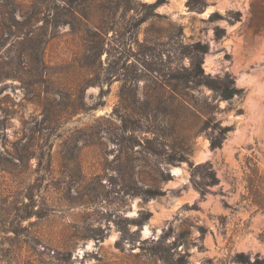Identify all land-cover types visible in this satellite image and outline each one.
I'll list each match as a JSON object with an SVG mask.
<instances>
[{
	"label": "rangeland",
	"instance_id": "374dc122",
	"mask_svg": "<svg viewBox=\"0 0 264 264\" xmlns=\"http://www.w3.org/2000/svg\"><path fill=\"white\" fill-rule=\"evenodd\" d=\"M125 1L110 29L0 17V264L264 259V0ZM200 47L204 72L241 96L172 86ZM169 158L209 164L217 183L200 194ZM27 194L40 218L21 219Z\"/></svg>",
	"mask_w": 264,
	"mask_h": 264
},
{
	"label": "trees",
	"instance_id": "16d2710c",
	"mask_svg": "<svg viewBox=\"0 0 264 264\" xmlns=\"http://www.w3.org/2000/svg\"><path fill=\"white\" fill-rule=\"evenodd\" d=\"M0 1L10 6L9 8H6V6L0 5V7L4 9V11L0 13V17L6 22V20H13L16 14H18L25 20L24 23L20 24L21 27H28L31 21L35 22L37 21V19H40V17H47L50 18V20L46 21H50L52 27H61L66 25L73 26L75 23H78L79 20H85L86 23L90 22V24L93 21V25H97V29H106V27L107 29H110L108 28V25L113 22L114 15L117 12V0H104L106 6H101L99 5V3L97 4L96 0H62V5L57 7H55V5L53 6L54 0H31V2L33 3L32 7L26 5H20L19 7H17L16 0ZM119 1L127 4V1L125 0ZM103 11H107L108 16H111L110 21H104L101 19L100 22H97L98 17H102L100 16V12ZM51 13H53L52 16H50ZM212 16L217 19H221V17L217 13L212 14ZM3 26L6 29L10 28V25L8 24H3ZM39 29H43V26L39 27ZM224 35L225 31L223 29L218 27L214 29V37L216 40L221 39ZM200 49V51L196 50L194 52L189 67L181 68L183 72L177 73V75L173 76V83L175 84H172V86L176 87L181 85L182 83H190L193 88L206 87L213 91L220 100L224 101H229L234 97L241 96L243 90L236 88L233 79L229 75H225L223 77H213L204 72L202 68V59L201 57H199L198 52L205 53V47H200ZM203 113L204 112H200V114ZM230 130L231 128L227 126L218 127L217 134L210 136V146L212 148H220L222 142L226 137V134ZM182 159L175 160L173 158H169L165 163L175 164L176 162H187L189 167L192 168L193 171H195V173H197L198 175L197 180H194L193 182V186L199 191L200 194H204L206 192V187L213 186L217 183L215 174L213 173L209 164H198L194 166L193 163L187 161V159ZM158 172L159 182H164L170 179V175L168 173H164L162 170ZM143 193L144 194L139 195L135 192L133 196L139 195L144 199L156 197L155 192L151 190L144 191ZM26 197L28 201L23 203L24 215L21 219L28 220L32 217L40 218L41 216L39 215L38 211L33 210V197L30 194H27ZM234 261L236 264H264V259L260 258L258 255H256L254 260L251 261L249 255H245L243 253L236 254L234 256Z\"/></svg>",
	"mask_w": 264,
	"mask_h": 264
},
{
	"label": "water",
	"instance_id": "95a60500",
	"mask_svg": "<svg viewBox=\"0 0 264 264\" xmlns=\"http://www.w3.org/2000/svg\"><path fill=\"white\" fill-rule=\"evenodd\" d=\"M169 172L171 173V175H176V169L175 167H171V169L169 170ZM84 248H87L86 245L84 246Z\"/></svg>",
	"mask_w": 264,
	"mask_h": 264
},
{
	"label": "bare ground",
	"instance_id": "6f19581e",
	"mask_svg": "<svg viewBox=\"0 0 264 264\" xmlns=\"http://www.w3.org/2000/svg\"><path fill=\"white\" fill-rule=\"evenodd\" d=\"M178 172H179V170H177V171H176V173H178ZM143 232H145V233H146L147 231H146V230H144Z\"/></svg>",
	"mask_w": 264,
	"mask_h": 264
}]
</instances>
